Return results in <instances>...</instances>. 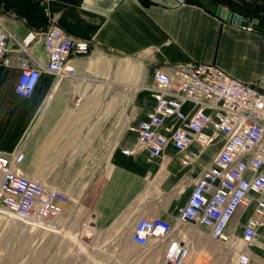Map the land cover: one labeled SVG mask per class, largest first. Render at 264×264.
<instances>
[{
	"label": "crops",
	"instance_id": "0c3cea01",
	"mask_svg": "<svg viewBox=\"0 0 264 264\" xmlns=\"http://www.w3.org/2000/svg\"><path fill=\"white\" fill-rule=\"evenodd\" d=\"M149 1L0 0V28L12 41L10 63L0 62V151L22 175L67 195L59 202L58 217L67 219L82 242L83 234L109 230L106 244L136 245L129 238L135 221L158 216L174 224L170 236L187 249L179 264H264L263 226L256 229L248 260L240 263V244L212 238L203 224L176 222L177 207L222 136L205 146L192 141L196 156L182 165L181 152L170 142L160 155L148 157L145 148L134 146L136 132L129 128L154 105L156 70L212 62L264 90V33L225 22L224 9L216 16L202 6ZM49 25L73 41L90 43L87 55H70L71 76L58 77L43 68L47 57L42 33ZM30 32L34 36L22 52L19 44ZM20 57L41 65L29 97L14 91ZM192 109L189 99L181 103L183 112ZM174 122L171 116L163 120ZM123 148L134 150L123 154ZM253 204L235 210L225 226L227 234L240 236ZM148 244L140 247L153 254L148 263L169 264L161 256L165 241L151 239Z\"/></svg>",
	"mask_w": 264,
	"mask_h": 264
},
{
	"label": "built area",
	"instance_id": "2783aa9c",
	"mask_svg": "<svg viewBox=\"0 0 264 264\" xmlns=\"http://www.w3.org/2000/svg\"><path fill=\"white\" fill-rule=\"evenodd\" d=\"M1 26V25H0ZM252 31L249 26H242ZM34 34L28 33L19 50L28 51ZM0 28V62L10 63L11 42ZM47 60L43 68L58 77L74 74L70 55H87L89 41H73L56 25L42 33ZM19 73L14 91L29 97L35 86L41 65L34 59L20 57L16 62ZM151 96L154 105L145 118L129 126L136 132L135 147L146 149L147 156L160 155L170 142L181 152L182 165L190 163L196 151L190 147L222 141L193 181L185 202L177 207L176 222H195L208 227L209 235L226 244H240L236 260L245 263L259 226L264 227V90L243 82L212 62H186L172 72L156 70L152 76ZM193 103L190 112L181 110V103ZM78 98L75 99L77 103ZM210 112H206L205 109ZM176 122L163 124L165 117ZM210 126L208 132L203 128ZM134 148H123V154ZM67 195L52 186L28 178L12 168L11 161L0 151V211L41 230H50L61 213L59 202ZM254 202L237 238L225 232V226L239 207ZM174 224L158 216L138 218L129 234L131 242L146 247L149 241H165L162 259L179 264L186 254L183 241L170 236Z\"/></svg>",
	"mask_w": 264,
	"mask_h": 264
},
{
	"label": "rangeland",
	"instance_id": "374dc122",
	"mask_svg": "<svg viewBox=\"0 0 264 264\" xmlns=\"http://www.w3.org/2000/svg\"><path fill=\"white\" fill-rule=\"evenodd\" d=\"M54 221L50 230H41L0 211V264H150L153 260L150 251L134 244H106L109 230L83 234L82 242L67 219Z\"/></svg>",
	"mask_w": 264,
	"mask_h": 264
},
{
	"label": "trees",
	"instance_id": "16d2710c",
	"mask_svg": "<svg viewBox=\"0 0 264 264\" xmlns=\"http://www.w3.org/2000/svg\"><path fill=\"white\" fill-rule=\"evenodd\" d=\"M138 1L141 5L150 3L149 0ZM172 2H181V0H172ZM182 2L202 6L211 13H214L216 7H219L220 11L217 16L220 15L222 9L225 12H234L246 18L245 26H249L252 31L264 33V0H184Z\"/></svg>",
	"mask_w": 264,
	"mask_h": 264
},
{
	"label": "water",
	"instance_id": "95a60500",
	"mask_svg": "<svg viewBox=\"0 0 264 264\" xmlns=\"http://www.w3.org/2000/svg\"><path fill=\"white\" fill-rule=\"evenodd\" d=\"M220 11L219 7H216L215 11H214V15H218ZM224 21L227 23H230L232 25H236V26H245L247 23L246 18H244L243 16L236 14L234 12H230V11H226L225 15H224Z\"/></svg>",
	"mask_w": 264,
	"mask_h": 264
}]
</instances>
